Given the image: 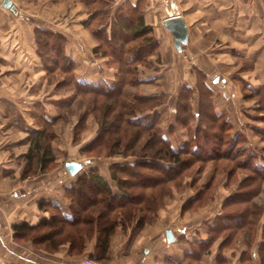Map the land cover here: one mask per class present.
I'll return each instance as SVG.
<instances>
[{
	"label": "crops",
	"instance_id": "0c3cea01",
	"mask_svg": "<svg viewBox=\"0 0 264 264\" xmlns=\"http://www.w3.org/2000/svg\"><path fill=\"white\" fill-rule=\"evenodd\" d=\"M9 1L13 10L0 2V264H86L84 259L87 257L105 264H264V208L257 215H248L253 226L238 229L230 241L225 242L218 235L208 246L190 245L195 240L208 242L209 224L222 212L224 201L236 192L238 184L224 185L221 190L213 187V192L206 197V189L190 190L188 178L183 180L179 190L165 197L164 205L155 212L152 222L136 230L133 225L124 229L118 227L110 236L104 257L96 253L94 237L86 241L81 253L71 254L68 244L47 251L26 241L29 242L26 248H19L12 224L25 220L36 223L40 218L48 217L50 210L44 201L57 204L68 215L70 201L66 185L95 167L116 189L115 182L109 178V165L133 160L122 158L108 163L105 169L100 165H83L74 174L65 167L67 160L81 161L73 150H79L93 139L98 123L94 115L88 114L85 126L79 129L78 139L74 140L78 118L66 115L62 110L67 103L80 97L85 108L87 98L72 96L74 89L56 87L60 76L47 73L46 61L38 52L35 28H44L65 37L64 49L75 62L74 73L78 79L104 80L112 84L116 68L108 63L107 56L93 50L97 40L84 26L83 22L89 17L85 4L81 0ZM111 1V13L122 2L140 1L145 23L152 26L160 43L156 52L149 56L152 65L138 66L143 81L125 85L124 93L128 97L162 94L159 121H164L165 113L169 114L171 119L166 124V132L174 128L177 94L183 85L195 86L197 81L193 66L183 59L182 52H185L195 59L194 65L207 74L206 82L215 91V110L228 111L234 133L242 132L248 143L264 155V139L256 132L255 135L251 133V127L260 128L257 124H264V121H248L252 113L250 109L230 104V98L235 97L238 102L241 90L238 86L227 91V69L214 63V54L221 50L219 53L225 55L226 60L230 59L229 73L242 66L239 73L243 78L253 73L254 79H261L264 0ZM175 14L182 17L187 28V39L180 48H176L172 33L163 24L165 18ZM219 75L222 76L221 84L216 83ZM166 97H172L173 103L167 105ZM191 98V108L195 111L197 94L194 92ZM47 127L53 132L49 142L54 160L45 169L37 165L28 168V130L43 132ZM261 130L258 132L264 131ZM175 132L177 130L173 134ZM184 136L182 134V139ZM170 140L174 141L173 138ZM217 189L221 191L218 192L220 196H217ZM252 199L250 202L253 203ZM168 230L172 235L169 239ZM190 247L192 252H186Z\"/></svg>",
	"mask_w": 264,
	"mask_h": 264
},
{
	"label": "trees",
	"instance_id": "16d2710c",
	"mask_svg": "<svg viewBox=\"0 0 264 264\" xmlns=\"http://www.w3.org/2000/svg\"><path fill=\"white\" fill-rule=\"evenodd\" d=\"M81 2L89 14L84 26L97 40L93 50L107 56L108 63L115 66L114 82L78 79L75 62L64 49L65 37L59 33L36 27L38 52L46 61L47 73L60 76L56 87L71 88L73 95L90 98L75 125L74 140L85 126L88 114L95 115L98 131L81 147V152L90 157L117 154L135 159L109 165V178L115 182L116 189L98 169H87L65 187L70 201L68 215L57 204L44 201L50 210L48 217L36 223L25 220L12 224L14 238L27 237L36 247L47 251L68 244L70 253L74 254L81 253L86 241L94 237L96 253L104 257L110 236L118 227L133 225L136 230L152 222L155 212L163 206L164 197L179 190L195 164L200 169L208 161L222 159L233 162L232 171L249 172L239 180L236 192L224 201L216 220L209 224L208 242L195 240L190 245L208 246L218 235L227 242L238 229L245 225L252 227L253 221L247 217L260 212L250 201L264 179V157L249 147L241 132H233L227 111L215 110V92L206 82L207 75L194 68L196 85L185 84L177 94L176 125L186 127L189 135L187 142L175 149L157 125L162 94L128 97L124 93L125 85L143 81L138 66L152 65L149 56L160 45L152 26L145 23L142 3L122 2L111 13V0ZM259 91L252 90L250 95L257 96ZM194 92L199 103L192 111ZM262 96L264 100V93ZM263 109L264 104L256 108L259 112ZM48 127L43 132L28 130V168L37 165L45 169L54 160L49 142L53 132ZM140 139L143 142L137 150ZM44 202L41 200L40 204ZM186 252L191 253L192 248Z\"/></svg>",
	"mask_w": 264,
	"mask_h": 264
},
{
	"label": "rangeland",
	"instance_id": "374dc122",
	"mask_svg": "<svg viewBox=\"0 0 264 264\" xmlns=\"http://www.w3.org/2000/svg\"><path fill=\"white\" fill-rule=\"evenodd\" d=\"M219 52H222V51L219 50L217 52L219 55L217 53L214 54V56H215L214 63L217 64V65H219V64L224 65L225 68L227 69L228 77H227V81L225 83L226 84L225 89L230 92V91H233L235 89V87L237 88L239 86V89L241 90V97L238 99V102H237L236 98L234 97V99L230 98V100H229L230 104L231 105L238 104V106H240L242 109H245V110H249L250 109V111L252 113L250 114L251 118L249 117L248 121L249 120L250 121H253V120L256 121L257 120V122L262 121L261 117L264 116V109H263V112L260 113L259 111L256 110V107L258 105L260 106V105L264 104L263 103L264 100H262V97H263L262 94L264 93V63L261 64V66L263 68L262 73H261V75H262L261 79H254V77H252L254 75L253 73L249 74V75L247 74L248 77L245 79V78H243L242 73H239V70L243 69L242 66H239L238 68H236V70L233 71L232 73L228 72V70H230V66H231L230 65V59L227 58V60L229 59V62H228L226 60V58H225V55H223L222 53H219ZM234 53H235V50H234ZM182 56H183L184 60L190 62V65L193 66L192 67L193 69L194 68L199 69L198 67H196L194 65L195 64V59L194 58H191L185 52H182ZM186 57L188 59H186ZM227 57H228V55H227ZM227 64H229V65H227ZM247 66L253 67V65H247ZM219 76L220 77L218 78L216 83H218V84L220 83L221 84L220 79H221L222 76L221 75H219ZM215 77H217V76L215 75ZM249 77H252V79H250ZM210 82H212L211 77H210ZM255 82L257 83V85H255ZM215 89H216V87H215ZM252 90H255V91L256 90H260L259 91L260 93L257 96L250 95L251 94L250 92ZM219 91H220V89H219ZM72 96H73V94H72ZM88 99H90V98H88ZM88 99H87V101H88ZM60 100H62V99H60ZM166 101H167V103H166L167 105H169L170 103L171 104L173 103L172 97H170V98L166 97ZM198 103H199V99H198ZM84 104H85V102H84L83 98L80 97L78 99H75L73 101V103H69V104L67 103L66 104V108H64L62 110V112L65 111L66 115H71L74 118H78V120H79L80 115L85 110ZM90 106H92L91 103H90ZM254 106H255V108H254ZM57 112H59V109L57 110ZM94 117H95V115H94ZM159 119H160V116H159ZM159 119H158L157 125L159 126V128H161V130L163 132L164 131L166 132V124L169 123V119H171L170 115L165 113L164 121H162V120L159 121ZM97 123H99V122L97 121ZM174 123H175V127L174 128H170L166 132V135L167 136L169 135L168 136L169 140L171 138H173L174 141L170 140V142L173 143L175 149H178L179 148V143L187 142L188 135H189V130L186 127H182V126H179V125L177 126L176 125V120H175ZM257 125L261 129H264V124L259 123ZM97 128H98V126H97ZM181 128L182 129L185 128L186 130H182ZM260 128L254 129V127H251V130H252L251 133L253 135H255L254 133L256 132V133H258V136H260L261 139H264V131L262 133L258 132V131H262ZM96 130L98 131V129H96ZM176 130H177V132H175L173 134V132L176 131ZM171 134H173V135H171ZM182 134L185 135L183 139L181 137ZM243 136H244V134H243ZM179 138L182 139L181 142L179 141ZM77 139H78V136H77L76 140ZM139 142H140L139 145L136 147L137 150L142 145L143 139H140ZM246 142H247V144L250 147L251 145L248 143L247 139H246ZM76 147L78 148V146H76ZM251 147L255 148L253 146H251ZM74 152H75L76 157L81 159L83 165H87V166L100 165V167L102 169H105V167L108 165V163L113 162V161H121L122 158L131 159V160L135 159V157H133L134 158L133 159L132 156H130V157H128V155L120 156V155H117V154L116 155H111V156H108V157H99V156H96L97 154L96 155L93 154L94 156L90 157L89 155H86L84 153L79 154L81 152V147H80L79 150L78 149L77 150H73V153ZM257 152L260 153V154L262 153L260 151H257ZM88 157H90L91 159H89ZM261 157L263 158L264 155H262ZM232 165L234 166L233 162H231L229 160H225V159L208 161L205 164H203V166L200 169H199L198 165L195 164L193 169L190 171L189 175L186 176L184 179L188 178L187 182H188V184H190V186H188V187L190 188L191 191H194L195 189L201 187L202 189H207V190H205L207 192L206 197H209V195L213 192V187H216V188L221 190V187H223L224 185H231V184H236V183L239 184V180L244 178L246 176L245 174H248V172H249V171H245V172L242 171L241 172L239 170H236V171L233 170L232 171V168H231ZM183 180L181 182L180 188L183 185ZM203 181H206L205 184H202ZM218 189L216 190V193L218 194L217 196H220V194L218 192H221V191H219ZM259 190H258V192H256L253 195L252 201H253V204L257 208H259V209L262 208L263 209L264 208V179L261 180V183H260V186H259ZM165 197H164V202H165ZM163 205H164V203H163ZM15 240H16V242L19 243V245H20L19 248H22V249L26 248V246H27L26 243L30 242L31 245H34L32 243V241L29 238H27V237H25V238H15ZM26 241H29V242H26ZM8 246H9V248H11L10 244ZM12 264H17V263H12Z\"/></svg>",
	"mask_w": 264,
	"mask_h": 264
},
{
	"label": "water",
	"instance_id": "95a60500",
	"mask_svg": "<svg viewBox=\"0 0 264 264\" xmlns=\"http://www.w3.org/2000/svg\"><path fill=\"white\" fill-rule=\"evenodd\" d=\"M1 4L9 7L11 10L14 9V6L10 4L9 0H4L2 1ZM163 24L165 28H167L172 33L173 42L176 48H180L182 43H185L187 39V28H186L185 22L182 19V17L179 14L168 16L167 18L163 20ZM82 166H83V163L75 159L67 160L65 162V167L72 174L80 170ZM167 234H168L167 239H169V235L172 238L171 231L168 230Z\"/></svg>",
	"mask_w": 264,
	"mask_h": 264
},
{
	"label": "built area",
	"instance_id": "2783aa9c",
	"mask_svg": "<svg viewBox=\"0 0 264 264\" xmlns=\"http://www.w3.org/2000/svg\"><path fill=\"white\" fill-rule=\"evenodd\" d=\"M4 0H0V2H2ZM84 262L86 264H105L104 262L100 261V260H95V259H92V258H85L84 259Z\"/></svg>",
	"mask_w": 264,
	"mask_h": 264
}]
</instances>
